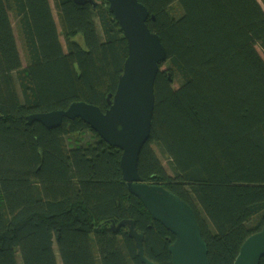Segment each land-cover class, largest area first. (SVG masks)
<instances>
[{
	"label": "trees",
	"instance_id": "obj_1",
	"mask_svg": "<svg viewBox=\"0 0 264 264\" xmlns=\"http://www.w3.org/2000/svg\"><path fill=\"white\" fill-rule=\"evenodd\" d=\"M139 1L168 55L139 174L192 206L210 264H234L264 225V0ZM101 2L53 0L59 30L50 0H0V264H90L87 244L95 264H121L110 222L123 219L136 222L150 259L172 264L175 235L129 192L122 150L81 118L54 129L27 118L76 101L109 107L128 46ZM87 129L96 138L71 144ZM57 182H72L67 196ZM120 235L127 264H142Z\"/></svg>",
	"mask_w": 264,
	"mask_h": 264
},
{
	"label": "water",
	"instance_id": "obj_2",
	"mask_svg": "<svg viewBox=\"0 0 264 264\" xmlns=\"http://www.w3.org/2000/svg\"><path fill=\"white\" fill-rule=\"evenodd\" d=\"M74 1L96 6L95 0ZM107 1L128 46L117 89L107 97L109 107L102 110L96 104L76 101L67 109L31 114L27 117L29 124L40 122L54 129L65 118H81L106 143L122 150L120 165L129 192L142 202L153 220L175 235L169 247L172 264H210L208 245L192 206L163 185L144 182L139 174L140 153L152 133L156 79L164 71L167 49L161 37L149 28L150 12L144 4L139 0ZM123 226L134 239L141 262L158 264L145 254V236L138 231L136 222L124 219L118 224L113 222L111 228L116 233ZM263 258L264 225L244 241L234 264H261Z\"/></svg>",
	"mask_w": 264,
	"mask_h": 264
},
{
	"label": "rangeland",
	"instance_id": "obj_3",
	"mask_svg": "<svg viewBox=\"0 0 264 264\" xmlns=\"http://www.w3.org/2000/svg\"><path fill=\"white\" fill-rule=\"evenodd\" d=\"M96 1L101 2L103 0H96ZM50 2H51L52 7L54 9V16H55L56 22L58 23V27H59V30H60V24H59L57 12L55 10V6H54V3H53V0H50ZM105 2H106V0H104L101 3H105ZM6 3H7V0H6ZM7 8H8L9 15H10V17H11L13 23H14L13 15H12V12H11L8 4H7ZM97 24H98V28H99V30L101 32L100 22L97 21ZM14 26H15V24H14ZM15 32H16V34H18L16 28H15ZM62 40H63V43H64V47L66 48L63 36H62ZM257 49L259 50V52L261 53V55L264 58V53H263L262 49H260L259 47ZM162 68H164V69L167 68V62ZM174 87L175 88L178 87V84L175 83ZM94 138H96V136L94 135V131H92L90 129H87L85 132H83L81 134L70 135L69 136L71 144H73V145L81 144V143H84V142H86L88 140H92ZM155 150L158 153V155L161 157V155H160V153H159V151H158L156 146H155ZM161 159H162L165 167L169 170L165 160L162 157H161ZM70 185H72V182H66V183L61 182V184H60V186H66V187H69V188L71 187ZM21 186H22V189L24 191L26 199H32L34 197V195H33V191H32V188H31L30 181H28V180L21 181ZM66 192H67V190H66ZM66 192H64L62 187H58V193H59V195L61 197L67 196L68 193H66ZM88 236L89 235H85L84 238H86V237L88 238ZM119 238H120V234H112V239L114 240V242L116 244V247H117L116 249H117V254H118L119 260H120L121 264H127V260H126L124 254H123V251L121 250V244H120ZM87 252H88L89 259H90V264H95L96 256L94 255V253H93L91 247L89 246V244H87Z\"/></svg>",
	"mask_w": 264,
	"mask_h": 264
},
{
	"label": "flooded vegetation",
	"instance_id": "obj_4",
	"mask_svg": "<svg viewBox=\"0 0 264 264\" xmlns=\"http://www.w3.org/2000/svg\"><path fill=\"white\" fill-rule=\"evenodd\" d=\"M124 220V219H123ZM122 221V220H121ZM113 222H115V221H112V222H110V225H112V223ZM120 222V221H119ZM119 222H115L116 224H118ZM112 229V228H111ZM121 232H127V234H128V228L126 227V226H123L119 231H117L116 233L115 232H113L112 234H121ZM121 239V235H120V238H119V240ZM143 264V263H142Z\"/></svg>",
	"mask_w": 264,
	"mask_h": 264
},
{
	"label": "crops",
	"instance_id": "obj_5",
	"mask_svg": "<svg viewBox=\"0 0 264 264\" xmlns=\"http://www.w3.org/2000/svg\"><path fill=\"white\" fill-rule=\"evenodd\" d=\"M64 183H66V182H64ZM60 184H61V182H57V188L58 187H62V189L64 190V192H66V190H67V192L66 193H68L71 189H72V185H70L71 187L69 188V187H66V186H60Z\"/></svg>",
	"mask_w": 264,
	"mask_h": 264
},
{
	"label": "bare ground",
	"instance_id": "obj_6",
	"mask_svg": "<svg viewBox=\"0 0 264 264\" xmlns=\"http://www.w3.org/2000/svg\"><path fill=\"white\" fill-rule=\"evenodd\" d=\"M121 161V160H120Z\"/></svg>",
	"mask_w": 264,
	"mask_h": 264
}]
</instances>
